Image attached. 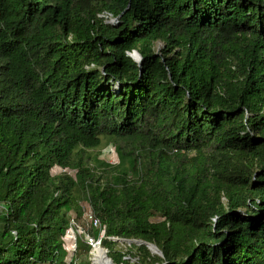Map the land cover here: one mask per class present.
Wrapping results in <instances>:
<instances>
[{
  "label": "trees",
  "instance_id": "16d2710c",
  "mask_svg": "<svg viewBox=\"0 0 264 264\" xmlns=\"http://www.w3.org/2000/svg\"><path fill=\"white\" fill-rule=\"evenodd\" d=\"M82 201L162 254L117 264H264V0H0V264H61Z\"/></svg>",
  "mask_w": 264,
  "mask_h": 264
},
{
  "label": "built area",
  "instance_id": "2783aa9c",
  "mask_svg": "<svg viewBox=\"0 0 264 264\" xmlns=\"http://www.w3.org/2000/svg\"><path fill=\"white\" fill-rule=\"evenodd\" d=\"M109 152H114V154H116L114 148H111ZM81 210L82 211L80 217L76 216L74 213H71L68 218V225L65 229V235L68 239L67 252H69V257L67 258L66 264L70 263L71 261L73 263L72 255L76 253L79 242H83L85 245H87L92 255H94L96 248L101 247L100 242L103 237H106L109 240L117 242L115 240L116 237L104 235V228L101 225L100 220L95 215L90 205L86 207L81 206ZM81 217L84 220L85 225L79 224V222L77 221L78 218ZM92 229L97 231L98 234L97 236L93 235L90 232V230Z\"/></svg>",
  "mask_w": 264,
  "mask_h": 264
},
{
  "label": "rangeland",
  "instance_id": "374dc122",
  "mask_svg": "<svg viewBox=\"0 0 264 264\" xmlns=\"http://www.w3.org/2000/svg\"><path fill=\"white\" fill-rule=\"evenodd\" d=\"M106 19L108 21V20H110L112 18H110V19L106 18ZM160 47H161V44L159 42H157L156 43V46H155L156 50H158ZM111 148H113V147L110 146V145H108L106 147H103L102 150L100 151L99 158L107 161L110 164H116L115 162L118 161L117 160V154H114V152H109ZM62 171H66V172H68V173H70L72 175L74 174V172L72 170L61 169V168L56 167V166L51 169L52 174H58V173H60ZM81 206H85L86 207V206H89V205H88L87 202L82 201L81 202ZM77 221L79 222V224L85 225V222L82 219V217L81 218H78ZM130 246H131V244L128 245L127 243H121V244L118 243V246L115 248V250H119L120 252L126 254L127 251H128V248ZM132 252L135 253L136 251L132 250ZM150 254L151 255H155V254H152V253H150ZM105 255H107V256L109 255L108 251L106 252ZM68 257H69V252H67L66 250L61 251L60 259H61V262L62 263L63 262L66 263ZM92 257H93V255L90 252V249L87 248V250H86V247H84L82 245V243L79 242L78 249H77L76 253H74L72 255V258H73V263L72 264H87V263H89V264H95L93 262V260H92ZM124 258L125 259H128L129 262H131V263H135L136 260H137V255L134 254L133 257H129L128 255H125ZM147 264H149V263H147Z\"/></svg>",
  "mask_w": 264,
  "mask_h": 264
},
{
  "label": "water",
  "instance_id": "95a60500",
  "mask_svg": "<svg viewBox=\"0 0 264 264\" xmlns=\"http://www.w3.org/2000/svg\"><path fill=\"white\" fill-rule=\"evenodd\" d=\"M107 22L111 23V24H115L117 22V19L116 18H112L110 20H108ZM129 56L135 61L137 62L138 66L140 67V64H141V61H142V58L141 56L139 55V53L135 50H133L132 52L129 53ZM115 240L117 242H120V243H127L128 245L130 244H135V245H143L146 247V249L152 253V254H155L157 256H162L161 254V251L158 249V247L152 243V242H148V241H145V240H141V239H125V238H115ZM103 251H104V254H106V248L104 247H100ZM106 259H107V262H109L110 264H117L115 262H113L111 260V258L109 256L106 255Z\"/></svg>",
  "mask_w": 264,
  "mask_h": 264
},
{
  "label": "bare ground",
  "instance_id": "6f19581e",
  "mask_svg": "<svg viewBox=\"0 0 264 264\" xmlns=\"http://www.w3.org/2000/svg\"><path fill=\"white\" fill-rule=\"evenodd\" d=\"M92 260L95 264H110L107 262L106 255L101 248H96Z\"/></svg>",
  "mask_w": 264,
  "mask_h": 264
}]
</instances>
